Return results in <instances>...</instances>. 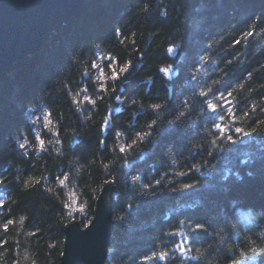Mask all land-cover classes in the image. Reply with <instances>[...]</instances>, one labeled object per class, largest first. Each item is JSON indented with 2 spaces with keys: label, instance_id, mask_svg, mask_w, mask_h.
<instances>
[{
  "label": "trees",
  "instance_id": "obj_1",
  "mask_svg": "<svg viewBox=\"0 0 264 264\" xmlns=\"http://www.w3.org/2000/svg\"><path fill=\"white\" fill-rule=\"evenodd\" d=\"M208 88L232 93L227 136L201 115ZM262 121L264 0H89L0 75V264H59L105 185L106 264H264Z\"/></svg>",
  "mask_w": 264,
  "mask_h": 264
},
{
  "label": "water",
  "instance_id": "obj_2",
  "mask_svg": "<svg viewBox=\"0 0 264 264\" xmlns=\"http://www.w3.org/2000/svg\"><path fill=\"white\" fill-rule=\"evenodd\" d=\"M87 1L0 0V74L43 48L50 35L67 24ZM112 190L110 185L103 187L94 216L86 227L79 222L66 225L59 264H106L114 226ZM97 215L99 223L91 231Z\"/></svg>",
  "mask_w": 264,
  "mask_h": 264
},
{
  "label": "snow or ice",
  "instance_id": "obj_3",
  "mask_svg": "<svg viewBox=\"0 0 264 264\" xmlns=\"http://www.w3.org/2000/svg\"><path fill=\"white\" fill-rule=\"evenodd\" d=\"M252 29L253 30H250V31L246 32L241 40H236L235 43L236 44H240L242 42V40H246V39L252 37L254 35L255 25L252 26ZM171 51H173V49ZM204 60L207 61V57H205ZM120 72H121V68H119L118 71L114 68L113 72H112V77H113L112 79L113 80L118 79ZM160 72L163 75H165L166 77H168L169 79H171L172 74H173V70H172V68L170 66L161 67L160 68ZM192 78L195 80L196 76L193 75ZM97 79L103 80V73H101L100 77H98ZM214 83H218V82L214 81ZM102 90H103V86H102ZM210 92H212V89L208 88L207 90L201 89L199 91V93H198V95L201 98H205V99H202L200 101V103L204 105V111L201 113V115L205 116L206 118L211 119L213 121L214 126L216 127V130H217L218 134L219 133H224L225 136H227V134L229 132V128L225 126L226 125V118H225L224 115L220 114L219 109H220L221 106L226 108V109H228L229 116L233 120V123L236 122L235 114L231 112V100H230V98L232 96V93L228 92L226 96H224L222 94L219 97V99L221 100V104L218 105L217 103H214L212 100L207 99V97H208ZM86 99L88 100V102H90L92 104H95V100H91V98H86ZM116 99L120 100V97L117 96ZM132 103L135 104V103H137V101L133 100ZM151 107H152L153 110L159 111L163 106L161 104H159V103H156V104L151 105ZM252 107H253V110H255V105H253ZM117 111H119V109H117ZM245 115H247V113H245ZM156 123H157V121H155V120L152 121V123L149 125V127H154L156 125ZM261 123H264V121H262ZM104 125H105V130H107V127L109 125V121L107 119L104 121ZM233 130L238 131L241 134H245L246 133L245 129H238L237 128V129H233ZM247 134H253V133H247ZM144 135H147V133L140 134V137H143ZM233 142H235V141L233 140ZM120 150L121 151H128L129 150V146H127V145L121 146ZM31 182L34 183L35 181H31ZM61 183H63V181H61ZM0 207H3V201H0ZM196 230L197 231L201 230V226H197ZM183 243L184 242H182L181 244L177 245L178 249L182 253L187 251V249L183 246ZM160 256L166 257L167 253H161Z\"/></svg>",
  "mask_w": 264,
  "mask_h": 264
},
{
  "label": "clouds",
  "instance_id": "obj_4",
  "mask_svg": "<svg viewBox=\"0 0 264 264\" xmlns=\"http://www.w3.org/2000/svg\"><path fill=\"white\" fill-rule=\"evenodd\" d=\"M117 35H119V29H117ZM172 49H173V46H169V49H168L169 53L172 52V51H171ZM130 67H131V62L126 63L123 67H121V72H120V73H121V74H125V73H127V72L129 71ZM170 67H171V66H170ZM111 78H113V77H111ZM50 123H51V122L47 119V117H45V125H44L45 128H48V126H49ZM50 130H51V129H50ZM139 138L142 140L144 137H139ZM37 139L39 140V133H37ZM56 143H57V144H60V143H61V140L57 139V140H56ZM101 143H103V142H101ZM40 146H41V148H43V141H42V140L40 141ZM75 211H76V208H75V206L73 205V206L71 207V210L68 212V215L71 216ZM80 211H81L82 214L84 213L83 206H81ZM97 216H98V215H97ZM98 223H99V216H98V219H97L96 222H95V225L92 227L91 231L95 230V228H96V226H97ZM79 227H80V225H79ZM91 231H90V232H91ZM252 243H253V245H255V241H253ZM258 248H259V246H258V245H255V246H253L252 248H250V251H251V252H257ZM243 255H246V253H243L241 256L236 257V260H234V261L232 262V264H237V261H238L239 259H241V258L243 257Z\"/></svg>",
  "mask_w": 264,
  "mask_h": 264
},
{
  "label": "rangeland",
  "instance_id": "obj_5",
  "mask_svg": "<svg viewBox=\"0 0 264 264\" xmlns=\"http://www.w3.org/2000/svg\"><path fill=\"white\" fill-rule=\"evenodd\" d=\"M89 1V0H88ZM71 21V20H70ZM69 23V22H68ZM61 28V27H60ZM59 28V29H60ZM59 31V30H58ZM56 31V32H58ZM55 33V32H54ZM95 211V210H94ZM93 216H94V213H93ZM93 218V217H92ZM113 220V219H112ZM83 227V226H82ZM86 227V226H85ZM112 231H113V228H112ZM112 231H111V234H112ZM111 236V235H110ZM64 237H65V228H64ZM110 239V238H109ZM63 245H64V242H63ZM108 247H109V244H108ZM62 253H63V248H62ZM107 255H108V250H107ZM107 255H106V259H107ZM62 256V255H61ZM61 260V258H60ZM60 262V261H59ZM105 263H106V260H105Z\"/></svg>",
  "mask_w": 264,
  "mask_h": 264
},
{
  "label": "bare ground",
  "instance_id": "obj_6",
  "mask_svg": "<svg viewBox=\"0 0 264 264\" xmlns=\"http://www.w3.org/2000/svg\"><path fill=\"white\" fill-rule=\"evenodd\" d=\"M87 2H88V1H87ZM73 17H74V16H73ZM73 17H72V18H73ZM39 50H40V49H39ZM28 56H29V55H28ZM0 75H1V74H0ZM89 223H90V222H89Z\"/></svg>",
  "mask_w": 264,
  "mask_h": 264
}]
</instances>
